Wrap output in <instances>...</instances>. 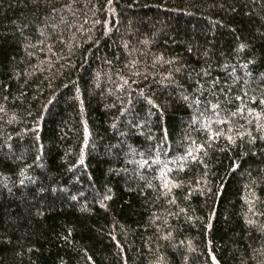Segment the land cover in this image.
I'll use <instances>...</instances> for the list:
<instances>
[{
    "label": "trees",
    "instance_id": "1",
    "mask_svg": "<svg viewBox=\"0 0 264 264\" xmlns=\"http://www.w3.org/2000/svg\"><path fill=\"white\" fill-rule=\"evenodd\" d=\"M0 264H264V0H0Z\"/></svg>",
    "mask_w": 264,
    "mask_h": 264
}]
</instances>
